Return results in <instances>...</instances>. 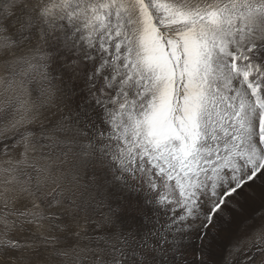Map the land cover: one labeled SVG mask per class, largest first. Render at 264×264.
<instances>
[{"label": "snow or ice", "instance_id": "1", "mask_svg": "<svg viewBox=\"0 0 264 264\" xmlns=\"http://www.w3.org/2000/svg\"><path fill=\"white\" fill-rule=\"evenodd\" d=\"M0 264H264V0H0Z\"/></svg>", "mask_w": 264, "mask_h": 264}, {"label": "rangeland", "instance_id": "2", "mask_svg": "<svg viewBox=\"0 0 264 264\" xmlns=\"http://www.w3.org/2000/svg\"><path fill=\"white\" fill-rule=\"evenodd\" d=\"M254 188L256 189V192H257L258 190L261 191V186H260L259 182L257 183V185L254 186ZM258 196H259V195H258ZM258 202H259V201H258ZM258 202L256 201V203H258Z\"/></svg>", "mask_w": 264, "mask_h": 264}, {"label": "bare ground", "instance_id": "3", "mask_svg": "<svg viewBox=\"0 0 264 264\" xmlns=\"http://www.w3.org/2000/svg\"><path fill=\"white\" fill-rule=\"evenodd\" d=\"M256 193H257V196H258V195H259V193H260V190H258ZM257 202H258V200H257ZM258 203H259V202H258Z\"/></svg>", "mask_w": 264, "mask_h": 264}]
</instances>
